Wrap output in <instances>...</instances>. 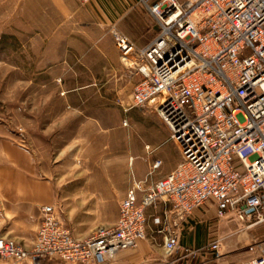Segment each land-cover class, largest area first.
Wrapping results in <instances>:
<instances>
[{"label":"built area","instance_id":"2783aa9c","mask_svg":"<svg viewBox=\"0 0 264 264\" xmlns=\"http://www.w3.org/2000/svg\"><path fill=\"white\" fill-rule=\"evenodd\" d=\"M89 3L92 0H80ZM159 30L139 46L114 28L115 44L138 78L132 106L150 108L170 130L182 160L165 177L132 178L115 224L85 238L63 223L57 205L42 207L41 224L28 248L0 236V261L55 259L106 264L147 238V210L167 256L196 257L204 249L180 243L184 225L202 209L217 220L264 223V0H143ZM161 165L157 160L153 168ZM224 238L208 248L220 258ZM251 264H264V247ZM165 264V263H157Z\"/></svg>","mask_w":264,"mask_h":264},{"label":"rangeland","instance_id":"374dc122","mask_svg":"<svg viewBox=\"0 0 264 264\" xmlns=\"http://www.w3.org/2000/svg\"><path fill=\"white\" fill-rule=\"evenodd\" d=\"M133 1L134 4L131 0L89 3L66 0L71 13L65 14L54 0H0V168L4 154L20 156L22 149L32 152L36 157L33 158L36 175L51 178L58 185L60 200L56 212L60 220L80 238L117 220L119 201L125 196L133 175L131 158H122L119 148L114 151L93 144L70 148L67 158L68 148L63 144L68 135L76 133L73 127L68 129V124H80L82 118L73 121L72 115L66 114V104L52 69L55 62L48 51L53 48L56 53L58 43L66 39L67 43L76 45V53L88 49L92 41L103 40L117 48L114 28L132 40L140 30L143 44L150 43L159 26L143 0ZM62 29L68 32H61ZM127 68L130 76L124 82L111 80L108 75L105 111L98 109L97 100L89 102L92 115L105 113L101 116L108 125L121 119L123 126L126 119L120 104L131 101L138 78ZM138 110L136 134L142 138L157 120L142 108ZM91 133L93 143L95 134ZM108 135L109 130L103 131L101 137L108 139ZM171 150L181 157L177 145L172 143ZM83 155L91 158H82ZM232 235L241 239L243 231L237 227ZM224 247L227 252V239Z\"/></svg>","mask_w":264,"mask_h":264},{"label":"crops","instance_id":"0c3cea01","mask_svg":"<svg viewBox=\"0 0 264 264\" xmlns=\"http://www.w3.org/2000/svg\"><path fill=\"white\" fill-rule=\"evenodd\" d=\"M54 2L62 13H71V8L66 0H54ZM131 3L134 4V1L131 0ZM134 17H136L135 14ZM62 31L68 32L64 29ZM140 32L139 30L134 35L133 41L140 46H145L148 43L143 44L144 40H141ZM141 34L143 35V33ZM67 41L68 39L60 41L57 46L55 45L56 53L53 48L48 51L50 55L48 56L52 57L55 62V69H52L56 72L54 77L59 82L58 87L66 104V114L72 115L71 120L73 121L82 118L80 124L77 123L74 126L71 123L68 124V129L71 130L73 127L76 133L68 135L63 144L68 148L67 156L70 148H84L91 144L97 148H114V151L119 148V152H123L122 158H131L133 175L129 186L133 177L144 179L150 171H153V180L165 177L178 166L182 157H179L178 153L172 152V143L177 144L170 141V130L152 109L142 108L144 112L157 120V123L152 124L151 130L142 138L136 134L135 125L138 109L141 108L132 106V94L130 102L120 104L122 105V115L126 118L123 123L124 127L121 119L117 120L114 125H108L105 123L104 117L101 116L102 112L92 115V107L89 103L92 99L97 100L98 109L102 108L105 111L107 108L106 99L108 96L105 87L109 77L111 80L115 78L118 82H124L130 76V70L123 62L120 51L114 46L108 45L107 42L104 43L103 40L99 43L92 41L88 49L81 52L78 50L79 57H77L78 53L74 50L76 45L67 43ZM95 41L97 42L96 39ZM108 75L110 76L108 77ZM108 130L110 138H102L103 131ZM91 132L95 134L93 143ZM20 151V156L12 155L10 152L4 154L5 160L0 168V236L14 239L30 248L41 224L42 207L57 205L60 200V192L53 179L40 178L36 175L33 159L36 158L35 155L27 149ZM82 158L91 157L83 155ZM157 160L161 161V165L154 169L153 164ZM167 208H170V205L163 202H160L155 208H149L147 210L149 219L147 238L142 240L137 248L120 251L106 264H251V260L258 257L260 251H251L247 247L250 245H254L255 248L257 245L264 247V223L247 226L249 222H240L235 219L217 220L214 209L210 208L196 211L195 215L184 225L180 237L182 246L204 250L200 251L196 257L179 259L178 255L167 256L163 248L162 235L158 233L159 228L152 222L154 215L162 214ZM237 227L243 231L241 239H236L232 235ZM216 238L227 239L229 247L227 252H224L223 249L220 258H216L208 248V245ZM224 240L223 248H225ZM0 264L14 263L0 261ZM38 264L72 263L45 259Z\"/></svg>","mask_w":264,"mask_h":264}]
</instances>
